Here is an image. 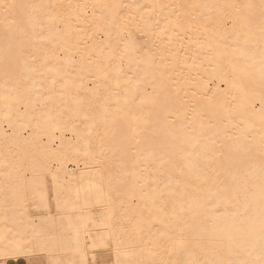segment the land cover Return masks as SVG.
I'll list each match as a JSON object with an SVG mask.
<instances>
[{"label": "snow or ice", "instance_id": "snow-or-ice-1", "mask_svg": "<svg viewBox=\"0 0 264 264\" xmlns=\"http://www.w3.org/2000/svg\"><path fill=\"white\" fill-rule=\"evenodd\" d=\"M0 39L4 99L24 101L38 127L71 130L79 168L62 184L60 160L45 165L62 223L29 230L20 211L12 229L6 218L0 264H44L40 255L47 264H88L87 240L108 250L103 264H264V100L259 139L248 127L245 144L222 152L217 125L232 122L227 109L206 92L208 104L195 91L180 96L191 90L180 86L189 52L246 95L256 84V51L264 95V0H0ZM178 106L187 120L180 128L172 120Z\"/></svg>", "mask_w": 264, "mask_h": 264}, {"label": "bare ground", "instance_id": "bare-ground-1", "mask_svg": "<svg viewBox=\"0 0 264 264\" xmlns=\"http://www.w3.org/2000/svg\"><path fill=\"white\" fill-rule=\"evenodd\" d=\"M18 3H58L60 0H16ZM81 2H101L114 3L117 0H81ZM131 2V0H125ZM137 3H225L226 0H136ZM228 2H243V0H228ZM258 2V0H257ZM179 47V45H177ZM239 54H237L238 56ZM181 59L183 52L180 53ZM79 59V57H77ZM255 62L249 70L256 81L254 87L243 94L231 87V80L225 84L223 82L224 72L220 71L216 64L208 63L204 56L194 58L193 53H188V66L180 73L181 87L190 88V91L181 92L180 96L191 98L192 92L198 94V99L202 103L208 104L211 97V103L216 106H223L232 116V122L218 124L217 129L220 132L218 139L224 147L218 148L219 151L227 152L234 144H245L243 136L247 134L246 129L251 128L256 139H259L260 114L264 95L259 87V52L254 54ZM252 63V61H249ZM195 65V66H194ZM242 66V65H241ZM227 71V64L223 65ZM4 41L0 39V232L4 231V224L7 218L9 228L17 229L16 219L18 213L24 212L26 227L29 230L35 229H53L59 228L62 223L57 217V192L53 188L52 176L47 172L45 165H50L59 159L60 163L55 166L61 168L60 182L66 183L72 180V174L79 176V168L75 163L76 157L73 151L68 149L69 142L75 143V137L71 130L57 131L55 127H49L42 122L38 127L35 121L30 122L29 116L25 115V102L17 103L14 98L4 99ZM191 81V83H185ZM193 85L195 87H193ZM152 91L151 88L148 89ZM208 94L205 97L204 93ZM227 92V94H225ZM15 94H12L14 97ZM191 104L189 105V109ZM30 113L31 110L28 109ZM243 115L245 126L240 125V116ZM192 118L191 110L188 111V119ZM172 120L176 122V127L180 128L181 123L187 125L183 115V109L177 107ZM216 124V121H213ZM168 129L163 123L157 129L159 139H163ZM152 132L149 129L147 135ZM231 135L232 140H229ZM240 137L237 141L236 138ZM63 145V148L61 147ZM234 154L242 155L235 152ZM223 160V157L216 158ZM215 166V165H214ZM82 168L83 165H80ZM55 170V168H53ZM23 200V205L19 201ZM63 205V196H61ZM7 208V212L5 209ZM223 209H221V213ZM221 213H218L220 215ZM65 227L67 222L63 221ZM227 221L221 220L220 227L226 229ZM227 243V232L221 233ZM88 247L85 249L88 264H103V261L109 259L108 250L96 246L92 247V241L87 240ZM99 243V242H98ZM71 255V254H69ZM37 260H43L47 264V257L40 255L34 257ZM11 264H26L24 257H18L11 260Z\"/></svg>", "mask_w": 264, "mask_h": 264}]
</instances>
